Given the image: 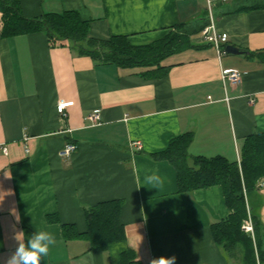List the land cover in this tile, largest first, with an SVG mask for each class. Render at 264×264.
Here are the masks:
<instances>
[{"label":"crops","instance_id":"1","mask_svg":"<svg viewBox=\"0 0 264 264\" xmlns=\"http://www.w3.org/2000/svg\"><path fill=\"white\" fill-rule=\"evenodd\" d=\"M244 0H21L23 15L77 12L90 37H126L133 47L171 32L199 30L213 14L226 46L218 52L201 33L202 46L167 58L162 77L81 56L68 41L43 33L0 38V257L35 231L56 238L41 264H120L131 250L142 264L176 257V264H235L215 243L211 225L230 210L221 186L180 193L175 168L152 155L172 139L191 133L194 157H224L240 163L247 137L264 133V64L248 53L264 51V10L234 12ZM225 70L242 74L239 84ZM59 101L73 102L67 117ZM100 112L98 125L87 120ZM77 149L61 156L66 144ZM136 143L141 144L138 149ZM7 148V154L3 148ZM158 174L153 188L146 177ZM264 182V180L262 181ZM120 201L125 240L100 251L84 238L67 239L63 225L87 230L85 211ZM264 232V187L247 195ZM17 217L19 218L17 220ZM2 264V261H0Z\"/></svg>","mask_w":264,"mask_h":264},{"label":"trees","instance_id":"2","mask_svg":"<svg viewBox=\"0 0 264 264\" xmlns=\"http://www.w3.org/2000/svg\"><path fill=\"white\" fill-rule=\"evenodd\" d=\"M234 12L264 10V0H244ZM205 28L187 31L178 27L166 38L150 45L133 47L124 36L108 40L90 37L89 22L82 21L77 12L45 14L39 18L23 15L21 0H0V38H12L32 33H43L53 44L68 41L74 51L101 64H112L124 69H144L150 78L162 77L169 68L162 63L169 57L188 49L202 46L191 42V37ZM264 64V51L248 53ZM193 135L186 133L172 139L163 152L153 159L169 162L177 172L180 193L221 186L230 215L211 225L217 246L235 264H264V232L262 224L247 204V195L260 189L264 180V133L252 134L245 140L240 163L224 157H194L188 152ZM122 203L108 201L85 211L87 230L79 234L73 225H63L67 239L84 238L91 247L106 251L111 245L125 240V227L121 221ZM251 219L254 238L242 230L245 221ZM120 264H142L131 250L122 252Z\"/></svg>","mask_w":264,"mask_h":264},{"label":"clouds","instance_id":"3","mask_svg":"<svg viewBox=\"0 0 264 264\" xmlns=\"http://www.w3.org/2000/svg\"><path fill=\"white\" fill-rule=\"evenodd\" d=\"M146 183L156 188L163 181L158 174H152L146 177ZM24 234L23 231L14 232L15 250L6 259L0 257L2 264H41L42 258L49 254L50 247L56 244L55 236L47 231H35L27 241L24 239ZM149 264H176V257H154Z\"/></svg>","mask_w":264,"mask_h":264},{"label":"built area","instance_id":"4","mask_svg":"<svg viewBox=\"0 0 264 264\" xmlns=\"http://www.w3.org/2000/svg\"><path fill=\"white\" fill-rule=\"evenodd\" d=\"M209 25L205 27L201 31V37L204 41L211 43L218 52L223 53V48L225 47V44L228 40V35L225 33H218L216 30V26L213 19V14L210 11L209 12ZM223 80H228L231 84L237 85L240 83L242 74L235 70H225L222 73ZM73 106V102H65V101H59L57 104V112L58 114L66 118L67 117V109L69 107ZM87 120L92 121V125H98L100 121V112H94L90 117L87 118ZM136 146L138 149L141 148L140 143H136ZM77 147L74 144L68 143L65 145L63 150L61 151V156L63 157H69L72 153L76 151ZM3 152L7 154V148H3ZM264 187V182H261L259 184V188ZM242 230L251 235L252 238H254V230L253 225L251 222V219L249 218L247 221L244 222L242 226Z\"/></svg>","mask_w":264,"mask_h":264},{"label":"water","instance_id":"5","mask_svg":"<svg viewBox=\"0 0 264 264\" xmlns=\"http://www.w3.org/2000/svg\"><path fill=\"white\" fill-rule=\"evenodd\" d=\"M225 53L226 54H233V55H241L243 52L236 47L233 46H226L225 47Z\"/></svg>","mask_w":264,"mask_h":264}]
</instances>
